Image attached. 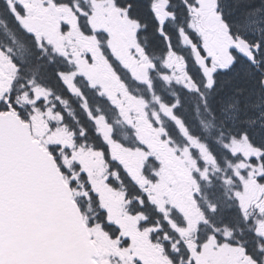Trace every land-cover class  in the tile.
<instances>
[{
    "label": "flooded vegetation",
    "instance_id": "af4514ba",
    "mask_svg": "<svg viewBox=\"0 0 264 264\" xmlns=\"http://www.w3.org/2000/svg\"><path fill=\"white\" fill-rule=\"evenodd\" d=\"M106 1L89 0L90 9L78 10L74 5L75 0H0V13L8 10L16 13V17H14L16 21H11L10 30L13 34L19 36L18 41L0 37V83L2 81L7 83L12 80L11 87L8 90L4 89L5 84L0 85V104L2 103L6 107L9 105L13 106L15 97L11 94L12 91L17 90L22 85L24 88H29L32 84L28 82L39 81L42 76L41 71L39 69L37 71L30 70L31 64H33L35 59L40 65H45L53 71L52 82L46 81L42 77L48 83L41 82L42 88H49L54 92L63 94L61 91L63 88L69 91L70 88L78 87L82 91L81 98H83L84 88L95 90L97 93L96 98H102L101 101L106 102L108 109L114 112L116 119L121 125L128 128L127 123L119 116V113L120 111L124 112L123 110L126 107L128 108L129 103L122 104L125 105V108L115 109L113 101L117 104L126 102L129 97L125 90L133 93V86L137 85L139 87L143 85L141 86L143 89H149L152 78L150 72H154L155 65L152 63L150 55L145 51L144 43L137 49L129 47L131 38L123 28L124 16L120 27L124 38V52L121 57L115 54L107 12L103 10L94 15L96 4L106 3ZM111 1L115 7L121 9V12L125 11L126 16L128 15L130 18L129 10L127 11L123 8V4L127 0L124 2H121L123 0ZM5 22H0L1 30H7ZM19 31L20 34H18ZM1 33L2 31H0ZM35 34L39 36L35 37ZM15 42L19 46L17 52L12 47ZM15 52L22 55V61L19 63H17V59L13 58ZM211 56L214 58L213 54ZM173 57L165 61L168 69V74L165 75L166 79H168L169 74L172 75V67L174 68L173 71H176L179 67L174 63L172 64ZM7 59L10 60L14 66L13 69L16 71V89L13 76L5 77V61ZM12 59H14V62ZM180 59L182 60V57L178 58L177 56L176 61H180ZM76 69L80 71V74L76 73ZM220 72L232 73L230 70H222ZM141 79H146V83L138 81ZM66 80L69 82V87H67L68 82ZM117 97L122 98V101H118ZM36 104L41 107L47 105L45 100H38ZM18 107V105L15 106V108ZM96 107L103 112L102 118L105 119L106 125H109L112 130L117 129L119 131L117 125H112L114 119L107 120L105 118V116L109 118L108 112H105L104 108L102 110L99 104H96ZM20 108L23 109V106ZM129 109L132 110V108ZM142 123L141 131L146 133V139L152 143H158L153 141L154 138H149L148 133L152 132L151 126L143 121ZM38 132L40 133V131ZM90 135L88 144H86L84 149L80 148L79 152L87 154L92 151L98 157H103L107 165L111 163L109 160L110 152L113 154L117 165L108 168L106 185L112 195L117 193L118 188L123 192L125 196L123 197V203L125 200V206L122 205V210L127 217H139L138 222L129 226V241L124 240L120 228L109 219L110 213L104 209L101 203L102 200L97 194L96 197L100 208L95 220L97 222L96 230L100 234V239L95 237L92 232L91 236L100 248L102 260L112 257V255H108L110 252L118 258L119 263L125 259V262L130 264H141L142 262L135 258L137 253L146 264H196L198 252L194 250L195 246H202L209 251H213L215 249L213 239L216 243L224 241L228 245H233L241 253L240 262L233 264H264V187H261L258 198L252 199L249 203V207L255 210L254 216L260 219L261 224H263V229L261 224L252 226V230L249 231L250 236L244 231H233L231 229L233 222L225 216L223 220L229 229L224 232V236H221L214 228L204 230L206 234L204 232L201 233L203 231L201 223H204L202 222L204 214L201 213V198L200 196L196 197L194 194L199 195V193L196 189L187 194L186 190L183 191L184 188L186 189L190 185V181L185 179L182 169L175 167L172 162H168L169 158L164 149H160L161 151H158L160 158L167 160L165 168H162V174L167 181V187H164V190L169 197H172L173 203V209L167 213V218L173 219L176 216H180L182 220H185V217L191 218L193 214L197 218L198 228L192 231V236L189 239L181 233L182 230H179L180 232L176 231L178 239L173 238L166 229L161 214L147 201L146 197L141 201L143 203L142 206H137L136 200L130 197L132 195L131 187L122 181L121 174L123 173L125 178L130 179L129 174H135L137 170L130 163L119 159L114 154L116 150L111 149L110 151V149L104 148L100 138L94 131ZM118 136L119 134L112 133L109 142L112 139L118 140ZM73 138L76 139V136L74 135ZM85 141H87V138ZM71 152L72 155L76 154V151ZM123 169L127 170V172L125 173ZM131 184L135 186L134 183L131 182ZM260 215L263 219H261ZM205 217L209 218L207 212ZM107 221L109 224L106 225ZM157 228H161V231L155 234H142V231H153ZM92 229L93 227H91ZM257 232L261 234V237H259ZM198 234H200L199 241L196 240ZM105 244L109 247L106 250L108 253L105 250L103 251ZM209 245L211 246L210 248L207 247ZM135 248L137 249L133 251ZM129 250L130 252H128ZM121 251H124L127 257H120L119 253ZM191 253L193 255L189 258L188 255Z\"/></svg>",
    "mask_w": 264,
    "mask_h": 264
},
{
    "label": "rangeland",
    "instance_id": "374dc122",
    "mask_svg": "<svg viewBox=\"0 0 264 264\" xmlns=\"http://www.w3.org/2000/svg\"><path fill=\"white\" fill-rule=\"evenodd\" d=\"M216 3V0H195L194 5L189 9V28L192 33H194L195 37H197L198 45L192 46L187 34H181L179 38V42L181 41V48H190L194 58V67H198V70H200L199 75L201 76V80H204L209 85L211 84L212 75L216 73V71L227 69L231 66L233 62V53L238 54L240 58H251L249 61H253L252 53L257 50L256 47L249 46L251 41L246 40L247 37L241 35L234 36L233 38L223 28V21L221 22L220 19L221 24L219 21L217 22L215 20V18L219 16ZM74 5L78 10L90 9L89 0H75ZM112 6L113 3L111 0H107L106 3L96 4L94 15H97L98 12L103 10L108 11ZM154 11L155 15L162 22L168 17L166 4L163 1L158 0L154 4ZM257 21L258 18L255 16L248 26L249 31H251L254 36L264 32V22L261 23V21ZM126 22L123 28L131 38L129 47L137 49L139 48L137 43V25L133 23L126 24ZM259 26L261 30L257 31L256 29ZM248 28L245 29L243 33H245ZM38 36L39 35L35 34V37ZM219 50H221V52H219ZM212 54L214 58H212ZM171 56L175 57V60L174 57L172 58V64L174 63L179 67L176 71H173L174 68L172 67L171 70L173 73L172 75L169 74L168 79L163 77L168 74L165 62L168 57V52H166L162 58V64L159 65L157 69L159 70V82H162L164 87L173 86L174 88L177 87L176 85L183 84L184 89L192 92L193 82L191 77L186 73L184 64L187 60L182 61L180 59V61H176L178 55ZM178 58L180 57L178 56ZM5 64V77L14 76L16 71L13 69L14 66L11 64L10 60L7 59ZM76 73L80 74V71L76 69ZM40 78L42 79V77ZM138 81L146 83V79ZM28 83L32 85H30L29 88H25V92L22 95H18V101L23 100V103L28 104L30 100H36V102L38 100H45V103H48L47 95L44 93L42 86L40 84H34L33 82ZM11 84L12 80L11 82L5 83V81H2V83H0V85H4V89L6 88V90L11 87ZM151 86L152 85L149 86V89L152 91ZM67 87H69V82ZM69 92L75 97L79 95L78 90L77 94H74L73 88H70ZM134 92L135 95L129 97L130 99L124 103L117 104L113 101V107L115 109L120 107L125 108V105L122 104L129 103L128 108L126 107V109L123 110L124 112L120 111L119 116L124 119V122L127 123L132 132L134 138L132 143L134 147L130 149L124 148L121 143L115 142L113 139L111 142H108L110 140V135L113 133L112 128H110L109 125L107 126L106 122L103 123L102 120H99L97 116L94 117L90 113L89 115L97 126L95 127L97 134L102 136L110 151L111 149L116 150L114 154L118 156L119 159L130 163L137 170V174L135 173V176L132 174V176L137 179V184L144 192L147 201H149L154 206L155 210L161 214L166 229L171 237L177 238L176 231L182 230L181 233L189 239V237L192 236V231L196 230L197 218L195 214H193L191 218L185 217V220H182L180 216H176L173 219L167 218V213L171 212L173 209V203L172 197H169L164 190V187H167V181L162 174V168H165L167 160L160 158L159 152L162 148L169 158L168 162H172L175 167L182 169L183 174L186 176L185 179L190 181V185L183 190H186V194L197 188L198 181L202 180L207 185L211 178L213 181L212 188L216 190L217 197L226 199L227 203H232L234 207H229V209H233L241 218L242 222H253L257 217L254 216L255 210L249 207V203L252 199L258 198L261 187H264V183H262L264 180V141L262 140L264 137V126L261 123L264 122V118H259V124H254L255 126L257 125V127L254 131L252 130L254 138L250 140V143H247L248 141L244 135H241V137L229 143L228 150L225 153L228 160L226 162L224 161L222 166L218 164L214 155L209 152L208 146L205 143L201 142V140L196 137L185 134L182 131L183 129L180 128V124L175 119V108L177 106L175 94H170L169 98L171 99V103L168 104L159 97V95L150 92L148 89H135ZM138 93L145 94V96L138 95ZM16 95L17 92L14 94L15 101ZM117 100L122 101V98L117 97ZM129 108H132V110ZM20 111H22L24 116H30L28 119L29 122H34L36 120L34 122L35 130L40 131V133L36 132V135L43 139L48 146L57 144L58 142L61 146H65L62 140L66 139V132L62 130L60 124L54 120L51 113L47 114V117L53 120V123L46 124V119L43 115H37V112L33 115L28 110L23 109ZM262 111H264V104H261L259 107L258 114ZM230 119L235 120V117L227 112V114H225V120L228 121ZM142 121L152 128V132L148 133L149 138H154V140H152L159 144L152 143L146 139V133L141 131L140 127L143 124ZM243 125L246 126L245 123ZM51 126L55 128L54 131L49 129ZM169 129L176 133H169ZM171 134L174 135V138L171 137ZM121 139L125 141L126 137H122ZM119 146L125 149L126 152L120 151ZM109 155L111 161H113V154L110 152ZM63 160L64 168H70L71 173L72 167L77 166L76 173L72 179L77 182L76 186L78 193L82 196V192L85 189V183L80 179L82 174L86 178L89 189L96 196L97 194L99 195V198L102 200V206L110 213L109 219L120 228L123 239L129 241V226L138 222L139 217L129 218L123 212L122 205L125 206V200L123 203V197L125 196L120 188H118L115 195H112L110 192L106 185V174L109 165H106L101 156L98 157L92 151L87 154L77 152L75 155H69V157ZM149 161H151V163L146 168L147 172L144 174V167ZM123 170L127 172V170ZM194 194L196 197L200 196L196 193ZM260 217L263 219L261 215ZM255 224L259 226L261 221L255 220ZM261 228L263 229V224H261ZM91 231L95 237L100 239V234L97 232L96 227H93ZM158 231H161V228L147 232L142 231V234H155ZM258 235L261 236L260 233H258ZM199 239L200 234H198L196 240L199 241ZM213 245L215 246L213 251H209L202 246H195L194 250H196L198 254H200L201 250L208 252L201 254L199 260L198 257H196V264H233L235 262H240L241 253L238 252L233 245H228L224 243V241L213 243ZM207 247L210 248L211 246L209 245ZM103 248V251H106L109 247L105 244ZM136 249L137 248L133 249V251ZM106 252L108 253V251ZM128 252H130V250ZM119 254L120 257H127L124 251H121ZM108 255H112V257L117 260L110 257L107 258L105 264H130L125 262V259L119 263L118 258L113 256L110 252ZM192 255L193 253L188 255L189 258L192 257ZM135 258L139 259L142 262L141 264H146L140 259L139 254L136 253Z\"/></svg>",
    "mask_w": 264,
    "mask_h": 264
},
{
    "label": "trees",
    "instance_id": "16d2710c",
    "mask_svg": "<svg viewBox=\"0 0 264 264\" xmlns=\"http://www.w3.org/2000/svg\"><path fill=\"white\" fill-rule=\"evenodd\" d=\"M149 1L152 0H127L123 4V8L129 6L130 18L141 24L142 30L139 33V38L144 43L145 50L151 55H163L165 40L159 35V27L150 9ZM166 1L169 4L172 19L166 22L163 31L169 37L171 44L176 43L173 35L182 31L197 45V38L189 28V7L192 5L193 0ZM217 2L221 18L232 37L243 35L244 30L248 28L249 23L255 16L258 18L257 22H264V0H218ZM2 16L7 26L10 27L13 18L11 13L4 11ZM256 30L260 31L261 27L259 26ZM18 34H20V31ZM245 34L251 36L246 38V40L251 41L249 46L257 48L256 52L252 53L253 61L235 55L234 64L230 69L232 73H217L214 75L212 88L205 87L204 82L200 81V83H197L198 85L196 82L194 83V87L197 85V93H194V89L190 92L179 88V93L177 91L175 95L178 102L175 116L182 123L183 129L190 136L196 137L205 143L209 152L214 155L218 164L222 166L224 161L228 160L225 153L228 150L229 143L235 141L241 135H247V143H250V140L254 138L253 131L257 127L254 124H259V118H264V111L258 114L259 107L264 104V32L254 36L248 28ZM187 51L188 49H184V55L187 57L188 63V74L193 80H196V77L198 80L199 70L194 67L192 58ZM34 61L30 70L37 71L39 69L42 74L41 77L52 82L53 71ZM78 108L76 110L79 112L80 109ZM227 112L235 117V120L226 121L223 113ZM83 122L87 127L84 117ZM244 123L248 127L244 126ZM261 123L264 126V122ZM262 140L264 141V137ZM55 158L63 178L72 190L74 200L84 220H87L88 213L84 211L83 198L78 193L76 182L71 180L70 173L60 163L59 157L55 156ZM81 177L84 178L83 175ZM96 205H93V208H96ZM221 215L223 218L226 216L232 222L237 221L234 215H226V213Z\"/></svg>",
    "mask_w": 264,
    "mask_h": 264
},
{
    "label": "water",
    "instance_id": "95a60500",
    "mask_svg": "<svg viewBox=\"0 0 264 264\" xmlns=\"http://www.w3.org/2000/svg\"><path fill=\"white\" fill-rule=\"evenodd\" d=\"M96 257L53 159L15 116H0V264H96Z\"/></svg>",
    "mask_w": 264,
    "mask_h": 264
}]
</instances>
